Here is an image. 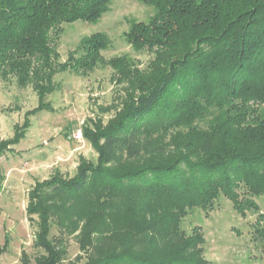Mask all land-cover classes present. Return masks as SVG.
I'll return each instance as SVG.
<instances>
[{
	"label": "trees",
	"instance_id": "obj_1",
	"mask_svg": "<svg viewBox=\"0 0 264 264\" xmlns=\"http://www.w3.org/2000/svg\"><path fill=\"white\" fill-rule=\"evenodd\" d=\"M154 8L124 34L135 52L153 59L144 69L128 58L105 60L102 33L83 38L58 63L64 24H95L112 0H0V77L31 86L37 107L0 142V158L23 140L29 117L51 111L54 77L85 76L99 64L113 70L119 96L113 112L84 127L97 154L75 176L56 173L28 192L36 217L35 264H206L204 238L187 235L188 212L213 210L219 196L240 215L264 198V0H141ZM76 234L82 255L64 263L61 238ZM264 240V228L256 230ZM2 250H0L1 253ZM21 255L20 264H30Z\"/></svg>",
	"mask_w": 264,
	"mask_h": 264
},
{
	"label": "rangeland",
	"instance_id": "obj_2",
	"mask_svg": "<svg viewBox=\"0 0 264 264\" xmlns=\"http://www.w3.org/2000/svg\"><path fill=\"white\" fill-rule=\"evenodd\" d=\"M155 13L141 0H112L109 10L95 23L77 21L64 24L57 44L58 63L65 62L69 53L76 52L80 41L90 34L102 33L110 45L101 52L105 60L126 57L139 69L153 59L146 51L135 52L124 34L130 23H146ZM113 70L99 64L85 76L62 72L54 77L58 89L45 98L51 111H41L29 117L30 127L23 140L9 147L0 158V264H20L21 255H28L30 264L43 256V250L33 247L37 231L36 217L26 215L28 192L36 182L58 173L63 178L75 176L81 159L95 164L97 154L83 137V128L92 121L104 123L113 112L103 109L119 96V87L112 81ZM116 103V102H115ZM38 98L31 86L20 88L13 77H0V142L10 139L15 126L22 127L25 114L36 108ZM264 114V106L260 108ZM81 132L82 139L73 136ZM256 211L240 215L222 195L214 202L213 210L193 209L181 223L189 235L196 226L204 238L203 257L206 264H264V240L256 230L264 228V198H252ZM51 228L49 238H61L66 251L64 263L74 262L82 255L76 234L61 235ZM84 264V260L76 262Z\"/></svg>",
	"mask_w": 264,
	"mask_h": 264
},
{
	"label": "built area",
	"instance_id": "obj_3",
	"mask_svg": "<svg viewBox=\"0 0 264 264\" xmlns=\"http://www.w3.org/2000/svg\"><path fill=\"white\" fill-rule=\"evenodd\" d=\"M73 138H74V140L82 139L81 132H77L76 134H74Z\"/></svg>",
	"mask_w": 264,
	"mask_h": 264
}]
</instances>
